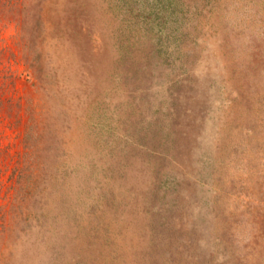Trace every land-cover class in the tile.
<instances>
[{
	"label": "rangeland",
	"instance_id": "obj_1",
	"mask_svg": "<svg viewBox=\"0 0 264 264\" xmlns=\"http://www.w3.org/2000/svg\"><path fill=\"white\" fill-rule=\"evenodd\" d=\"M49 6L94 75L35 264H264V0Z\"/></svg>",
	"mask_w": 264,
	"mask_h": 264
},
{
	"label": "trees",
	"instance_id": "obj_2",
	"mask_svg": "<svg viewBox=\"0 0 264 264\" xmlns=\"http://www.w3.org/2000/svg\"><path fill=\"white\" fill-rule=\"evenodd\" d=\"M51 1L0 0V264H35L58 227L49 197L66 179L67 116L78 119L92 87L81 71L93 76L91 62L74 55L76 25Z\"/></svg>",
	"mask_w": 264,
	"mask_h": 264
}]
</instances>
